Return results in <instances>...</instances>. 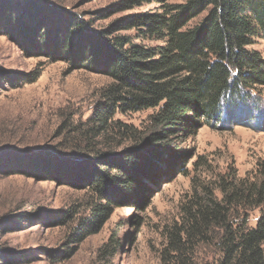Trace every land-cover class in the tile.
<instances>
[{"label":"rangeland","instance_id":"obj_1","mask_svg":"<svg viewBox=\"0 0 264 264\" xmlns=\"http://www.w3.org/2000/svg\"><path fill=\"white\" fill-rule=\"evenodd\" d=\"M16 1L21 8L25 1L30 2ZM150 1L34 3L83 21L89 33L112 39L135 38V30H110L134 15L160 13L162 3ZM163 1L167 5L185 2ZM32 9L26 7L25 14L31 15ZM204 16L192 20L189 27ZM48 19L40 31L52 38L49 55L50 40L42 42L44 47L34 37L20 43L0 27V264H181L174 257L169 236L180 226L182 208L208 195L219 198V181L230 174L262 178L264 86L248 91V95L244 92V100L240 96L235 107H224L220 121L203 123L201 119L181 141L179 156L142 150L152 170L151 178L143 179L145 198L128 196L124 201L108 202L92 188L83 187L85 182L81 188L73 187L59 173L73 171L76 165L101 171L110 166L97 159L103 156L122 160L123 154L143 144L154 111L117 112L111 122L114 129L102 135L89 134L87 118L112 80L79 67L75 58L51 56L57 53L54 27L59 30L65 22H55L53 16ZM69 42L77 48L81 44L75 38ZM251 49L264 60L262 38L257 37ZM40 158L48 165L39 161L36 165ZM97 205L108 208L102 214L106 219L96 229L89 228L87 225L96 221L93 209ZM256 217L257 212L250 225ZM217 256L214 245H200L187 264H214Z\"/></svg>","mask_w":264,"mask_h":264},{"label":"trees","instance_id":"obj_2","mask_svg":"<svg viewBox=\"0 0 264 264\" xmlns=\"http://www.w3.org/2000/svg\"><path fill=\"white\" fill-rule=\"evenodd\" d=\"M34 2L25 1L21 8L19 1L0 0V27L5 33L20 43L37 38L41 47L50 40L49 55L52 38L40 30L48 16H53L55 22L65 23L59 30L54 27L57 53L51 56L75 58L79 67L112 80L87 118L89 134L102 135L114 129L111 122L117 112L154 111L143 144L123 154L122 160L103 156L97 159L110 166L101 171L76 165L73 171L59 173L73 187L81 188L85 182L83 187L92 188L108 202L124 201L128 196L145 198L143 179L151 178L152 170L142 150L179 156L181 141L201 119L203 123L220 121L224 107H235L244 92L248 95V91L264 86V60L251 49L257 37L264 40V0H185L178 5L158 0L162 3L160 13L134 15L110 30H135V38L112 39L89 33L83 21L63 17L60 11ZM26 7L33 8L29 16ZM202 14L201 21L189 27ZM69 38L81 43L79 47L67 43ZM143 41L158 44L146 46ZM38 161L46 164L40 158L36 165ZM259 173V180L230 174L219 181V198L208 195L182 208L180 226L169 236L175 259L187 264L200 245L212 244L218 254L214 264H264V167ZM107 211L106 206H95L96 221L87 227L100 226ZM256 212L255 223L250 225Z\"/></svg>","mask_w":264,"mask_h":264}]
</instances>
